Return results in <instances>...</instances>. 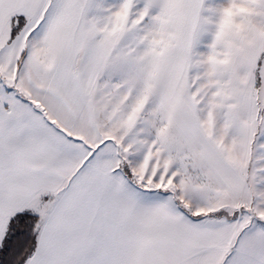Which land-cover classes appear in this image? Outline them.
Instances as JSON below:
<instances>
[{
	"label": "snow or ice",
	"instance_id": "6c2138e0",
	"mask_svg": "<svg viewBox=\"0 0 264 264\" xmlns=\"http://www.w3.org/2000/svg\"><path fill=\"white\" fill-rule=\"evenodd\" d=\"M0 264H264V0H0Z\"/></svg>",
	"mask_w": 264,
	"mask_h": 264
}]
</instances>
